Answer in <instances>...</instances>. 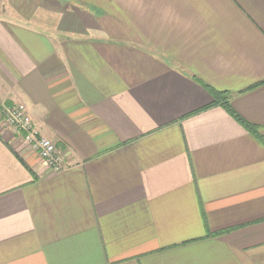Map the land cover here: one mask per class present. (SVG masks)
Returning a JSON list of instances; mask_svg holds the SVG:
<instances>
[{"label":"crops","instance_id":"1","mask_svg":"<svg viewBox=\"0 0 264 264\" xmlns=\"http://www.w3.org/2000/svg\"><path fill=\"white\" fill-rule=\"evenodd\" d=\"M264 0H0V264H264Z\"/></svg>","mask_w":264,"mask_h":264},{"label":"built area","instance_id":"2","mask_svg":"<svg viewBox=\"0 0 264 264\" xmlns=\"http://www.w3.org/2000/svg\"><path fill=\"white\" fill-rule=\"evenodd\" d=\"M0 122L18 134L31 149L38 153L49 167L60 172L67 167V154L57 142L44 136L36 128L27 105L17 102L0 109Z\"/></svg>","mask_w":264,"mask_h":264},{"label":"trees","instance_id":"3","mask_svg":"<svg viewBox=\"0 0 264 264\" xmlns=\"http://www.w3.org/2000/svg\"><path fill=\"white\" fill-rule=\"evenodd\" d=\"M211 92L215 98L214 103L224 105L236 117V119H238V121H240V123H242L244 127H246V129H248L252 134H254L255 136L261 139L264 138L263 135L260 133L259 125L244 119L243 117H241L239 114H237L234 110L230 108L228 104V98L230 94H228L226 91H218L216 89H211Z\"/></svg>","mask_w":264,"mask_h":264},{"label":"rangeland","instance_id":"4","mask_svg":"<svg viewBox=\"0 0 264 264\" xmlns=\"http://www.w3.org/2000/svg\"><path fill=\"white\" fill-rule=\"evenodd\" d=\"M12 104H13V103H12ZM12 104H11V105H12ZM4 106H8V105H4ZM0 109H2V108L0 107ZM3 124H4V122H3ZM4 125H5V124H4Z\"/></svg>","mask_w":264,"mask_h":264}]
</instances>
